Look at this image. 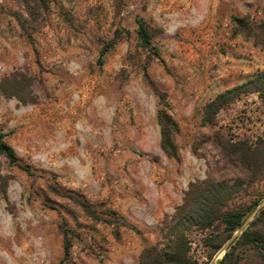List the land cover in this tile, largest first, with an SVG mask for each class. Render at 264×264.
I'll use <instances>...</instances> for the list:
<instances>
[{"label":"rangeland","instance_id":"rangeland-1","mask_svg":"<svg viewBox=\"0 0 264 264\" xmlns=\"http://www.w3.org/2000/svg\"><path fill=\"white\" fill-rule=\"evenodd\" d=\"M263 24L264 0H0V133L31 170L0 155V264H61L65 233L64 264H140L209 180L236 186L229 208L245 221L212 260L204 239L222 224L191 232L192 256L218 264L244 231L264 236V171L220 140L264 139V99L203 123L210 101L264 72ZM160 110L180 127L177 160L161 149Z\"/></svg>","mask_w":264,"mask_h":264},{"label":"trees","instance_id":"trees-1","mask_svg":"<svg viewBox=\"0 0 264 264\" xmlns=\"http://www.w3.org/2000/svg\"><path fill=\"white\" fill-rule=\"evenodd\" d=\"M235 22L241 28L247 27L241 19H235ZM137 24L141 44L148 47L151 41L149 27L142 19H139ZM262 29L264 31V24ZM112 47L113 44L110 43L101 51L99 65L103 64L104 56ZM251 94L264 99V72L240 86L219 94L210 101L204 108V125L215 126L217 116L221 111L241 100L242 97ZM158 122L161 130V149L167 157L177 160L180 153L174 135L180 132V127L163 110L159 111ZM6 137V134L0 133V155L31 173L30 168L19 164L15 150L5 141ZM220 140L223 142V149L230 150V154L238 155L249 171L254 174H261L264 171V139L258 140L255 145L245 141L234 143L233 141ZM237 194L236 186L226 182L209 180L192 184L190 190L185 194L183 204L176 208L170 222L161 229L162 240L156 245H147L143 249L139 257L140 264H201L191 254L192 246L188 235L193 231L206 232L220 223L223 226L221 235L210 234L204 239V246L210 250L208 259L212 260L224 243L231 239L244 224L246 213L242 209L229 208L230 202ZM85 208L88 210L87 206ZM261 214L264 215V210L261 211ZM71 249V240L65 233L64 258L61 264L70 262ZM243 250L254 251L259 259L258 264H264V236L250 231H244L228 247L225 256L218 264H246V254L243 253Z\"/></svg>","mask_w":264,"mask_h":264}]
</instances>
